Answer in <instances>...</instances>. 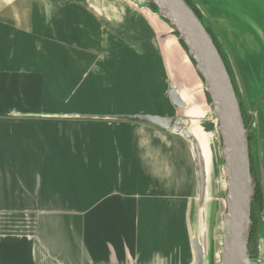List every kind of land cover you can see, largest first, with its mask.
<instances>
[{"label": "crops", "instance_id": "0c3cea01", "mask_svg": "<svg viewBox=\"0 0 264 264\" xmlns=\"http://www.w3.org/2000/svg\"><path fill=\"white\" fill-rule=\"evenodd\" d=\"M0 1V264H195L189 144L130 120L175 118L144 23L17 20ZM247 6L261 54L264 5Z\"/></svg>", "mask_w": 264, "mask_h": 264}, {"label": "rangeland", "instance_id": "374dc122", "mask_svg": "<svg viewBox=\"0 0 264 264\" xmlns=\"http://www.w3.org/2000/svg\"><path fill=\"white\" fill-rule=\"evenodd\" d=\"M19 3L27 8L28 20L31 22L56 21L55 19L63 21L64 18L70 22L87 21V19L96 21L94 14H97L99 19L111 20L118 19L112 16V13L126 11L124 19L131 20L128 24V29L131 32H134L132 28L136 27L138 21L144 23V32L149 30L156 44L155 51L145 52L150 51L154 56L157 50L162 65L165 66L164 70H166L159 72L161 79L157 84L158 87L156 86L157 95L172 110L173 117L183 123L181 128H174L170 132L179 135L188 142L193 156L192 160L195 165V190L191 211L193 237L201 243L206 251L207 264H218L222 258L223 232L220 231V228L224 224L223 216L226 212L225 198L227 195V187L223 178L222 139L217 134L214 142L221 178L216 209L215 201L210 200L209 197L210 182L206 168L203 166L201 154H198V151L200 152L198 144L190 134L188 139L184 135V132L190 133L191 127L189 120L183 115L188 107L186 106L185 109L173 107L169 91L175 89L181 93L184 87L188 88L201 97L202 106L207 107L211 112L210 96L204 87L202 76L198 74L195 63L188 55V50L180 41L178 34L171 29L169 22L159 15L154 6L147 4L144 0H19ZM192 3L198 11L200 10L205 26L211 30L213 37L220 45L242 105L244 123L248 127L249 140L251 141L249 149L251 172L254 175L252 178L257 181L259 195L262 199V208L257 205L254 210L253 220L256 233L252 238L250 259L252 264H264V52L260 54L253 51L250 41L253 36L251 29H247V24L237 20L243 16L242 14H248L247 5H264V0H192ZM87 6L94 12L93 15L89 13ZM62 7L65 11L63 15ZM83 12H85V17ZM56 16L58 17L56 18ZM221 18L225 19L224 22ZM67 29L72 32L73 26L68 25ZM77 31L79 29H76ZM82 31L88 32V28H84ZM89 31L93 32L96 29H89ZM260 31L264 33L263 29ZM233 34H236L238 39ZM258 35L260 37L261 34L258 32ZM80 37L81 43H91V41L83 39L82 35ZM78 40L79 37L74 42ZM37 47L39 48L38 45ZM201 183L203 190H201ZM213 241L214 254L211 257L210 249Z\"/></svg>", "mask_w": 264, "mask_h": 264}, {"label": "water", "instance_id": "95a60500", "mask_svg": "<svg viewBox=\"0 0 264 264\" xmlns=\"http://www.w3.org/2000/svg\"><path fill=\"white\" fill-rule=\"evenodd\" d=\"M154 6L161 17L169 22L180 41L188 50L196 71L204 80L210 96V110L217 119L218 134L222 139L227 195L223 216L221 261L219 264H252L249 239L253 229L252 206L256 187L251 175L249 134L245 127L239 101L223 58L204 24L185 0H144ZM171 103L185 109L177 90L169 93ZM135 123L149 125L163 131L181 128L182 121L175 118L135 116ZM186 138L189 133L184 132ZM198 154H201L198 151ZM201 190L203 185L201 183ZM196 264H204L205 254L199 241L195 242Z\"/></svg>", "mask_w": 264, "mask_h": 264}, {"label": "bare ground", "instance_id": "6f19581e", "mask_svg": "<svg viewBox=\"0 0 264 264\" xmlns=\"http://www.w3.org/2000/svg\"><path fill=\"white\" fill-rule=\"evenodd\" d=\"M5 2L11 6L12 10L15 13L17 20H21L22 18L24 19L27 8L24 5L20 4L19 0H5ZM188 90L190 91L191 94H187V93L182 94V92L181 93L178 92L181 97V100L188 107L186 112L184 113L182 112V113L184 116H186V118L190 122L191 127H190L189 134L198 144V148L201 153L203 166L204 168H206L208 180L210 182L209 197H210V200L212 199L215 201V206L217 209V202L219 201V184L221 181V178L219 175V163H218L219 159H218V155L216 154V147L214 143L215 136L217 137V134H218L217 119L207 109V107L204 108L202 106L201 97L197 95V93L192 92L190 89L187 88L186 91ZM183 95L187 96L186 100H183L184 99ZM223 170H224V165H223ZM223 178H224V183L226 185L225 171H224ZM223 225H222V228H220L221 232H224ZM205 253L206 251L204 250V254ZM210 254H211V257L214 254V241L211 244ZM215 257H218V256L215 255ZM204 264H207L206 255H205Z\"/></svg>", "mask_w": 264, "mask_h": 264}, {"label": "trees", "instance_id": "16d2710c", "mask_svg": "<svg viewBox=\"0 0 264 264\" xmlns=\"http://www.w3.org/2000/svg\"><path fill=\"white\" fill-rule=\"evenodd\" d=\"M185 1L189 4V6L193 9V11L197 14V16L200 18V20H201L202 23L204 24L203 19H202V16H201V14H200V10L198 11L197 8L193 5L192 0H185ZM204 26H205V24H204ZM205 28H206L207 31L209 32L210 36L212 37L213 41L215 42V44H216V46H217V48H218V50H219V52H220V54H221V56H222V58H223V61H224L225 65H226V67H227V70H228V72H229V75H230V77H231V80H232V83H233V86H234V89H235V92H236V95H237V88H236L235 83H234V81H233V78H232L231 72H230V70H229V68H228L227 62H226V60H225V58H224V56H223V54H222V51L220 50V45L216 42V39L213 37L211 30H210L209 28H207L206 26H205ZM237 98H238V95H237ZM238 101H239V105H240L241 112H242V115H243V120H245L244 113H243V111H242V105H241V102H240L239 99H238ZM245 127L248 128L246 125H245ZM249 139H250V136H249ZM250 143H251V141L249 140V147H250ZM251 175H252L253 178H254V175L252 174V172H251ZM254 180H255V183H256V197H255L254 205L252 206L251 220H252V222H253V229H252V232H251V235H250V239H249V250L251 249V243H252L253 235H254V233H256L255 221L253 220L254 210H255V208L257 207V205H259L260 208H262V199H261V196L259 195V194H260V190H259V188H258V184H257L256 179H254Z\"/></svg>", "mask_w": 264, "mask_h": 264}]
</instances>
